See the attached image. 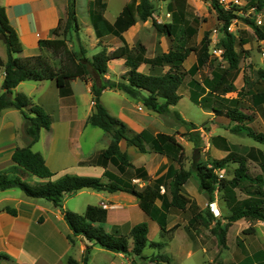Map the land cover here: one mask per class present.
Returning <instances> with one entry per match:
<instances>
[{
    "label": "trees",
    "instance_id": "trees-1",
    "mask_svg": "<svg viewBox=\"0 0 264 264\" xmlns=\"http://www.w3.org/2000/svg\"><path fill=\"white\" fill-rule=\"evenodd\" d=\"M212 7L216 10L217 17L223 22V36L218 40V46L224 48L223 57L228 62V67L236 68L238 55L234 49L233 36L226 30L227 25L239 17L238 8L233 5L224 8L218 0H210ZM254 8L260 10L264 6V0H247ZM94 10L92 11L91 21L95 29L99 22L108 28L110 32L118 36L122 44L106 49L104 45L92 54L90 58L86 56V48L78 42L77 48L69 47L66 39L62 35L70 28L79 29V24L75 15V0H68L66 14L64 18L59 19L54 29L55 36L52 38L39 39L38 45L41 52L37 55L20 56L21 43L17 37L14 28L9 23L5 10L0 6V32L5 36L6 57H0V66L3 67L4 76L1 83L0 92V112L6 107L17 108L24 117V131L31 137L32 141H37L41 128L48 129L51 117L31 98L23 93L17 92L12 95V89L22 80H43L50 79L55 82L60 95L71 93L69 82L72 79L80 78L87 80L90 76V67L101 76L100 83L93 82L91 86V99L93 109L87 116L86 121L94 126L104 130L110 136L109 144L101 150L99 160L102 163L112 162L120 173H124L133 165L130 156L126 151L119 147V141L124 139L128 145L135 146L139 151H146L144 135L142 132H134L118 117L110 114L102 104L100 95L105 88H116L122 90L133 98H138L141 103L151 111L157 113H168L169 106L175 105L185 92L187 84L190 83V98L196 104L202 107L210 108L215 115H223L231 121H235L232 131L236 133L244 132L256 141L264 145V133L251 130L244 122L252 119L250 113H247L242 106V99L232 98L229 103L218 102L217 99L226 92L233 90L232 82L224 75L202 78V84L194 78L205 64L208 58L209 35L205 32L197 45L189 44V40L195 33V28H189L186 19L179 26L174 22L171 24L157 22L153 18L154 3L152 0H140L137 5V16L134 14L132 3L127 2L122 7L113 23L108 22L102 16L106 2L104 0H95ZM246 17L251 21L254 14ZM136 18L145 21L151 20V24L159 32H166L174 36L176 41L166 52L156 54L153 57L145 56V47L137 42L133 47H129L125 42L122 32L131 26ZM250 23V22H249ZM255 33L260 38H264V33L255 28ZM61 34V35H60ZM196 51V60L188 68L183 66L189 51ZM115 58H123L127 69L119 81L104 78L107 70L108 61ZM141 63L149 64V72L138 69ZM158 69L157 71H154ZM183 86V87H182ZM193 87V88H191ZM208 90L207 92L205 90ZM144 91L145 94H141ZM206 92V93H205ZM240 93V92H238ZM214 95V96H213ZM182 123L185 120L175 112ZM192 127L194 124L190 123ZM193 134L194 142L198 141V132ZM155 152L166 154L172 157L178 164V168L171 172L168 182L169 200L163 202L161 206L155 203L157 198L162 199L160 193V179H156L153 185L145 184L139 186L131 183L130 180L122 181L119 177L109 182H103L98 177L65 174L56 180L50 179L52 172L45 164L44 158L40 152L32 150L30 145L16 147L12 153V161L22 168L25 172L38 177L40 180L35 183H29L19 175L10 171H0V190L16 187L21 189L27 196L43 197L59 207L63 218L71 229L72 235L83 236L89 243H86L81 260L78 261L69 256L65 264H87V259L92 245L110 250L123 252L125 254L140 256L142 249L149 245L150 247L161 246L160 242H151L147 237V225L144 221L134 224L128 234H118L107 232L102 226L106 219V207L101 205L88 204L83 213H77L63 207V199L66 195L72 194L81 188H93L97 190L116 191L124 190L134 194L138 199L139 207L154 221L157 222L162 233L168 230L176 229L179 224L175 223L167 228V211L171 207L179 211H185L191 207L192 201L182 193V185L187 181L191 174V169L182 167L185 158L184 148L178 142L174 134L158 133L151 140V146ZM258 154V163L264 172V148H250V154L255 157ZM225 160L238 162L231 178L219 177L215 172L216 167H221L224 160H214L208 166L204 163L195 165V173L198 178L199 189L208 194L209 200L213 199V193L217 188L224 192V200L231 211L230 220H236L246 217L254 220L264 221V187L261 173L256 175L248 172L246 158L235 157L233 152H229ZM134 174L137 177L146 178V173L142 169H135ZM244 192L245 197L238 198L236 191ZM197 207V206H195ZM5 209L11 214L16 210L9 206ZM201 212L195 210L188 219L186 229L189 233L201 224ZM219 240L225 243L224 232L220 229L218 232ZM73 241L72 236H68ZM128 237L132 238L133 245L130 250L127 248ZM170 238V237H169ZM261 253L255 259L248 260L247 264H264V250H258ZM258 254V253H257ZM7 258L6 254H0ZM151 261H157L159 264H170L167 254L160 253L152 256ZM1 264V263H0ZM20 264V263H15ZM208 264H213V261Z\"/></svg>",
    "mask_w": 264,
    "mask_h": 264
},
{
    "label": "crops",
    "instance_id": "crops-1",
    "mask_svg": "<svg viewBox=\"0 0 264 264\" xmlns=\"http://www.w3.org/2000/svg\"><path fill=\"white\" fill-rule=\"evenodd\" d=\"M126 1L121 4L118 12L111 17L105 13L107 8L106 3L104 9H102V16L108 22L113 23ZM94 3L95 0H89L88 14L90 19L94 10ZM67 4L68 0H0V6L4 8L9 23L14 28L21 43V51L18 53L20 56L37 55L41 52L38 40L55 36L54 29L59 19L65 17ZM99 24H102L103 30L101 28L95 29L93 24L91 25L93 28L89 25L87 26V31L92 33L97 44L98 42L102 43L105 39H114L117 44L119 42H121L119 45L122 44L121 39L110 32L102 22H99L98 26ZM128 28L121 34L129 46V40H131L134 30L130 31ZM5 57L6 55L2 58ZM186 59L183 62V66L185 69H188L195 60L188 67H185L184 63ZM112 61H123L124 63L123 58H115L108 61L107 68ZM142 65L149 67L147 63H141ZM141 66L139 65V70H141ZM203 68L204 66L200 70H203ZM200 70L194 74V78L202 84V78H197L200 75ZM149 71L148 68V71L144 72ZM3 76L4 70L0 66V92ZM110 77V74L104 75L106 79L117 80ZM239 77L240 73L232 80L233 87L236 85L235 88L218 97L217 101L226 104L229 103L230 99L240 97L244 110L252 116L251 120L256 115L264 124V87L260 86L256 90L249 92L245 86L247 83L245 76L239 84H236ZM27 80L20 81L14 87L15 93L23 92L27 94L34 103L40 105L50 115L51 122L48 129L41 128L38 140L33 142L31 137L24 131L25 119L21 112L14 107L2 109L0 112V171L7 170L19 175L21 178L24 176L28 178L27 182L29 183H35L40 180L38 177L22 170L11 159L16 147L30 145L32 150L40 152L43 156L45 164L52 172L50 176L52 180H56L65 174L94 176L100 178V180L101 176H104L103 182H109L119 177L122 181L130 180L131 183H135L141 187L145 184L153 185L158 178L161 180L159 187L162 199L157 198L155 203L157 206H161L162 201L169 200L167 186L171 172L178 168V164L172 157L150 149L151 140L156 134L163 132L167 134L168 132L158 130V128L152 129L154 117L151 114L145 113L140 106H136L135 103L126 98L128 96L133 99V97L116 88H105L100 95L101 99L102 95L108 91L112 93V96L120 95V92L125 93L126 97L121 96L124 101L115 102L113 105L114 113L112 112L111 114L122 120L134 132H142L145 136L151 134V139L147 138L148 145L145 141L146 151L144 152L139 151L133 145H128L124 139L119 141L120 149L128 153L133 165L132 168H128L133 171L128 175V170L120 173L114 163L109 161L105 164L98 159L101 150L109 144L110 136L106 132H101L103 131L101 128L86 121L87 116L93 109L91 99L93 81L80 78L72 79L69 82L71 93L60 95L53 80H33L34 82H28ZM189 84H187L188 87L185 88L184 93L192 101L190 92L193 89H190ZM243 89L245 90V96H243ZM205 91L207 92L208 90L206 89ZM79 95L83 96L84 103L88 101L87 107L84 108L82 113L79 106ZM182 97L183 94L179 101ZM101 102H103L102 99ZM200 107L202 109L205 108L204 111L209 115L208 120L211 124L227 125L230 121L226 116L215 115L208 107ZM182 117L186 121H191V119L184 115ZM223 119L227 122H223ZM247 125H250V123H247ZM223 130L229 131L227 127ZM224 136L227 138L226 135ZM250 148L246 150L244 156L250 161H256L259 156L256 153L255 157H253L250 154ZM255 148L261 149L259 146ZM214 149V151L213 148L210 149L213 157L215 155L217 157H224L229 152H232L230 143L227 142H215ZM153 159L158 160L155 168H152L154 165ZM136 168L144 170L146 178L137 177L134 174ZM189 179L190 176L183 184V189L186 192V194H183L194 200L199 207H202L207 197L198 190L196 180L188 185ZM12 188L0 190V192H3L0 194V254L8 256L7 258L0 256V263L65 264L69 256L80 261L82 251L89 241L83 236L72 235L71 229L63 218L60 208L55 206L52 201L43 197H30L23 191L22 194L10 192ZM72 197H76L77 200H71ZM102 203L106 204L107 211L106 219L102 223V226L107 232L128 234L134 224L142 221L146 223L147 220H152L139 207L137 197L124 190L110 192L93 188H81L72 194L66 195L63 199V207L77 213H83L88 204L101 205ZM5 206L14 208L16 213L11 214L5 209ZM172 209L171 207L168 209L166 227L175 219L171 218L170 210ZM189 209L190 207L185 211ZM188 219L189 216L184 217L182 220H185L184 230L190 236V233L186 229ZM154 222L156 223V231L161 232L157 222ZM175 223L178 222L176 221ZM69 235L72 236L73 241L69 239ZM132 245V238L128 237V250L131 249ZM139 258L140 256L137 258V255L133 256L123 252L110 251L98 244H94L91 247L87 264H135L136 259Z\"/></svg>",
    "mask_w": 264,
    "mask_h": 264
},
{
    "label": "rangeland",
    "instance_id": "rangeland-1",
    "mask_svg": "<svg viewBox=\"0 0 264 264\" xmlns=\"http://www.w3.org/2000/svg\"><path fill=\"white\" fill-rule=\"evenodd\" d=\"M107 8L105 13L111 17L118 12L126 0H105ZM140 0H127L132 3L134 14L137 16V5ZM218 0L219 4L224 8H228L233 5L238 8L239 17L236 18L233 31H229L233 36L234 49L238 55V63L236 68L228 67L227 60L222 57L214 55L210 52L212 46H218V40L223 36V22L217 17L216 10L212 7L210 0H152L154 3L153 18L160 23H178L180 26L184 19L187 20L189 28H195L196 31L188 41L189 44L197 45L205 32L209 35L208 45V58L203 70H200L198 79L204 77H219L225 76L228 82H232L238 73L240 77L236 84L241 82V79L245 76L247 83L246 89L251 92L258 87H264V38L258 37L255 33V28H258L264 33V6L260 10H254L247 0ZM89 0H75V12L76 20L79 24V29L75 30L70 28L62 35L67 41L69 47L77 48L78 42H80L86 48V56L90 58L92 54L97 52L101 45H104L106 49H112L119 45L113 39H105L98 45L96 39H94L92 33L87 31V26H91V19L88 14ZM253 15L251 21H247L245 18ZM256 18H260V23L256 22ZM250 22V23H249ZM229 25V24H228ZM132 27V28H131ZM232 27V28H233ZM91 28H93L91 26ZM97 28L103 30L102 24H99ZM128 29L134 30V33L129 40V46L133 47L137 42H140L145 47V56L153 57L156 54L168 51V49L178 41L174 36H170L168 33L159 32L151 24V20L147 19L142 21L136 18L133 26ZM0 34H2L0 32ZM61 35V34H60ZM219 38V39H218ZM5 43L0 38V56L6 55L4 46ZM196 51L191 50L188 53L187 59L184 63L185 67H188L192 61L195 60ZM141 66V64H140ZM141 70L148 71L147 65H142ZM127 66L123 61H112L104 73V75L110 74L112 79L117 81L122 79ZM150 69V68H149ZM158 69L154 70L157 71ZM89 79L93 82L100 83L101 76L97 75L90 67ZM103 75V76H104ZM111 80V79H110ZM28 82H34L33 80H27ZM116 81V80H115ZM243 81V80H242ZM236 86V85H235ZM234 86V88H235ZM183 87V86H182ZM233 88V89H234ZM243 96H245V90L243 89ZM15 94L14 88L12 89V95ZM120 95H113L110 91L102 95V104L106 107L107 111L111 114L114 113V103L124 101L121 96H127L125 93L120 92ZM141 94L145 92L141 91ZM182 99L178 104L169 106L168 113H157L155 111L148 110L138 98H128L136 106H140L145 113L153 116V128L163 130L168 133L174 134L176 140L184 148L185 158L183 160L182 167L184 169H191L190 179L188 185L193 181H197L198 190L204 193L207 199L199 207L194 200L188 211L182 212L176 209L170 210L171 218L173 219L167 228L172 227L174 222H178L180 226L172 231L158 232L156 231V223L149 219L146 221L147 225V237L149 241L160 242L159 247H150L146 245L142 249V253L135 264H159L157 261H151V257L165 253L170 259V264H208L213 261V264H247L250 260L255 259L253 253L256 256L261 252L258 250H264V221L249 219L241 217L236 220H230L229 210L225 200L224 192L222 189L217 188L213 193V199L209 200L208 194L199 189L198 178L195 173V165L198 163H204L208 166L211 165L214 160H224L221 167H216L214 170L218 174H222V177L231 178L233 176L234 169L238 166V162L231 160H225L224 157H213L210 149H214L215 142H227L230 143V149L234 153L235 157H242L249 147L264 148V145L252 137L246 135L244 132L236 133L232 131L235 126V121H229L226 125L211 124L208 120L209 115L205 108H201L199 104L193 103L189 100L188 96L183 92ZM233 94V93H231ZM221 97V96H219ZM79 106L81 113L84 108L87 107L88 101L84 103L83 96L79 95ZM131 105V104H130ZM175 112H178L179 116L188 117L191 121L182 123L178 119ZM182 114V115H181ZM225 121L224 119L222 120ZM227 122V121H225ZM190 123L194 124L192 127ZM250 123V125H247ZM251 130L264 132V124L261 119L254 115L253 120L244 122ZM228 128L226 132L223 129ZM151 128V127H150ZM198 132V141L194 142L193 138L196 137L194 132ZM101 132H105L104 130ZM164 133V132H163ZM167 133V134H168ZM108 134V133H107ZM166 134V133H165ZM109 135V134H108ZM226 135L229 140L224 136ZM147 138L151 139V134L144 135V142L147 143ZM148 145V143H147ZM257 153V152H256ZM219 156V154H217ZM245 157V156H244ZM258 157V156H257ZM246 158V164L248 172L256 175L262 174L263 187H264V172H262L258 159L256 161H250ZM155 168L158 160L153 159ZM128 175L133 171L127 169ZM24 180L28 181L23 176ZM104 176H101L103 181ZM182 193L186 194L182 185ZM10 192H16V194H22V190L14 187ZM3 192H0L2 194ZM237 197H245V193L237 190ZM71 200H77L76 197H72ZM197 206V207H195ZM211 206L215 211L211 209ZM195 210L201 212V224L194 229L190 236L184 230V217H190ZM168 212V211H167ZM222 230L225 235V243L222 244L219 240L218 232ZM170 237V238H169ZM258 253V254H257ZM264 254V252H262ZM134 256V255H133ZM138 258V256H137Z\"/></svg>",
    "mask_w": 264,
    "mask_h": 264
},
{
    "label": "built area",
    "instance_id": "built-area-1",
    "mask_svg": "<svg viewBox=\"0 0 264 264\" xmlns=\"http://www.w3.org/2000/svg\"><path fill=\"white\" fill-rule=\"evenodd\" d=\"M236 3H238V1L237 0H234ZM234 21H236V19H233L230 23H229V25H227V30H229V31H232L233 30V25H234ZM256 22L257 23H260L261 21H260V18H256ZM210 52L211 53H213L214 55H216V56H218L219 58H222L223 57V53H224V48L223 47H221V46H212L211 47V49H210ZM219 177H222V174H219ZM101 206L102 207H106V204H104V203H102L101 204ZM211 209L213 210V211H215L214 210V208L211 206Z\"/></svg>",
    "mask_w": 264,
    "mask_h": 264
},
{
    "label": "water",
    "instance_id": "water-1",
    "mask_svg": "<svg viewBox=\"0 0 264 264\" xmlns=\"http://www.w3.org/2000/svg\"><path fill=\"white\" fill-rule=\"evenodd\" d=\"M0 38L3 40V42H5V36H4V34H0Z\"/></svg>",
    "mask_w": 264,
    "mask_h": 264
}]
</instances>
